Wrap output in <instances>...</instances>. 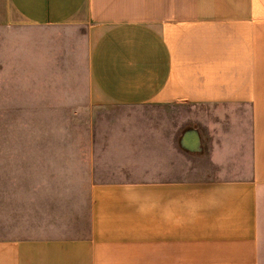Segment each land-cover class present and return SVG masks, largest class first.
Segmentation results:
<instances>
[{
    "label": "crops",
    "instance_id": "obj_1",
    "mask_svg": "<svg viewBox=\"0 0 264 264\" xmlns=\"http://www.w3.org/2000/svg\"><path fill=\"white\" fill-rule=\"evenodd\" d=\"M0 82L109 127L87 234L0 238V264H264V0H0Z\"/></svg>",
    "mask_w": 264,
    "mask_h": 264
},
{
    "label": "rangeland",
    "instance_id": "obj_2",
    "mask_svg": "<svg viewBox=\"0 0 264 264\" xmlns=\"http://www.w3.org/2000/svg\"><path fill=\"white\" fill-rule=\"evenodd\" d=\"M17 48L25 52V46ZM40 88L0 82V238L88 231L82 177L89 166V121L92 117L98 137V128L109 127L97 122L107 116L32 112L37 109L30 104L52 101L38 98L48 92ZM174 106L183 117L193 105Z\"/></svg>",
    "mask_w": 264,
    "mask_h": 264
}]
</instances>
